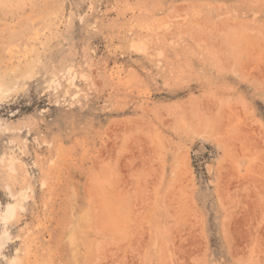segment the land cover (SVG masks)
I'll return each instance as SVG.
<instances>
[{
  "label": "rangeland",
  "instance_id": "1",
  "mask_svg": "<svg viewBox=\"0 0 264 264\" xmlns=\"http://www.w3.org/2000/svg\"><path fill=\"white\" fill-rule=\"evenodd\" d=\"M0 264H264V0H0Z\"/></svg>",
  "mask_w": 264,
  "mask_h": 264
},
{
  "label": "bare ground",
  "instance_id": "2",
  "mask_svg": "<svg viewBox=\"0 0 264 264\" xmlns=\"http://www.w3.org/2000/svg\"><path fill=\"white\" fill-rule=\"evenodd\" d=\"M5 211H6L5 213H6V218H7L8 216L11 215V211H13V210L9 208V209H7V210H5ZM5 213H4V214H5Z\"/></svg>",
  "mask_w": 264,
  "mask_h": 264
}]
</instances>
